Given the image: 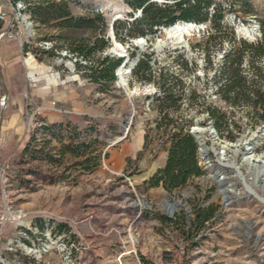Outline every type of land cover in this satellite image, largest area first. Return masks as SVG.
Instances as JSON below:
<instances>
[{"label":"rangeland","instance_id":"1","mask_svg":"<svg viewBox=\"0 0 264 264\" xmlns=\"http://www.w3.org/2000/svg\"><path fill=\"white\" fill-rule=\"evenodd\" d=\"M26 1L0 0V19L14 18L0 39V264H264V204L245 190L248 186L264 199V122L256 115L262 108L233 101L232 95L227 102L216 93L211 79L229 46L217 45L208 66L201 50L209 23L171 41L159 29L140 36L144 26L136 24L135 34L122 40L121 22L141 17L123 0ZM211 1L209 10L222 9L223 23L237 38L255 42L261 36L264 0ZM64 13L91 19L93 29L58 26ZM101 38L107 41L102 48ZM158 41L164 44L154 48ZM112 48L116 52L110 55ZM132 53L148 57L150 76L125 73V85L119 77L90 82V69L105 57L121 59L122 65L135 58ZM13 75L43 91H24L27 132L11 144L18 114L13 100L23 92L6 91V78ZM54 81L56 89L47 90ZM64 87L70 90L61 91ZM95 87L98 91H91ZM163 91L173 104L156 100L163 99ZM209 108L222 117L218 129ZM178 132L202 138L209 167L185 186L152 197L139 182L140 171L167 153ZM82 141L91 145L87 151H62ZM113 151L134 159L109 183L79 166L98 155L100 165ZM219 181L240 194L227 192L225 203ZM169 205L177 207L169 212Z\"/></svg>","mask_w":264,"mask_h":264},{"label":"trees","instance_id":"2","mask_svg":"<svg viewBox=\"0 0 264 264\" xmlns=\"http://www.w3.org/2000/svg\"><path fill=\"white\" fill-rule=\"evenodd\" d=\"M18 1V0H17ZM134 11L139 10L141 17L134 19L132 23L125 21L121 22L125 26V34L122 40L133 36L136 32L132 27L136 24L143 25L144 28L137 31V34L144 36L154 33L160 28H169L175 24L193 23L195 25L209 23L210 30L203 35L204 49L201 52L204 55V60L208 66L212 65L211 55L217 45L222 46L227 43L229 46L223 54L222 60L216 65V71L211 79L215 85V91L224 101L230 102V95L233 101L243 100L251 102L254 106L259 105L262 110L256 113L258 121L264 122V20L260 22L261 36L255 42H248L242 38H237L232 26L223 23L224 13L220 8L209 10L212 3L211 0H172L175 3L172 6H159L155 2L149 0H123ZM168 1V0H167ZM25 3H28L24 0ZM5 20L0 19V34L7 33L10 25L14 22L13 15H5ZM58 19H62L58 26L65 28H89L93 29L91 19H73L69 13L60 14ZM116 23L112 24L115 35L118 36ZM156 28V29H155ZM213 30V32H212ZM3 39V38H2ZM11 44H16L15 40L10 41ZM102 46L106 45L107 41L101 38ZM137 64L131 71L132 75H151L152 70L149 64L148 57L141 55ZM135 57L132 53L131 58ZM121 59L114 57H105L96 69H90L88 78L94 83H111L115 81L114 70L120 67ZM247 65L245 68L243 65ZM20 76L24 73L21 71L22 66L18 63L15 65ZM251 72V73H250ZM209 80L206 81L208 83ZM18 92L23 91L24 85L18 84L16 87ZM164 97L162 100L156 99L162 105L170 100L171 94L169 91H163ZM9 96V99L13 98ZM173 104V100H170ZM172 105L166 106L171 107ZM215 109H208V116L214 121L215 127L219 128V123L222 117L215 115ZM217 114V113H216ZM164 120H169L167 115H163ZM170 121V120H169ZM1 124V122H0ZM158 128V125H157ZM70 141V139H69ZM90 144L84 141L80 145L74 146L72 143L64 148L63 152L77 155L81 149L87 151ZM198 146L194 137L188 133L178 132L170 137V145L167 148V160L163 168L158 169L148 181V188H162L165 191H172L179 187H183L192 177L202 175V169L197 163ZM100 156L83 159L79 164L83 172L92 173L99 167L98 161ZM4 159H0V164ZM130 162V161H129ZM2 199L1 183H0V202ZM208 216L204 217L207 221Z\"/></svg>","mask_w":264,"mask_h":264},{"label":"crops","instance_id":"3","mask_svg":"<svg viewBox=\"0 0 264 264\" xmlns=\"http://www.w3.org/2000/svg\"><path fill=\"white\" fill-rule=\"evenodd\" d=\"M14 61L10 62V66L11 64H13ZM27 66V65H26ZM36 70V68L34 69ZM22 72H25L24 68L23 70H21ZM35 72V71H34ZM34 76H38L37 73H33L32 75ZM9 82H12L11 84H9ZM14 82L16 83L14 85ZM8 83V87L6 88V91H10L11 93H13L14 91H17L16 86L18 84H23L24 85V89L23 92L19 95L16 96L15 100H13V102L15 103V107L18 109V114L16 115V119L13 121L12 123V128H14L13 130V134L11 136V144L13 142V140L15 138H19L20 136L24 135L27 132V123L25 121V118L22 116V110H26L27 106H28V102L26 99V95L24 91H43L40 87H37L36 85H32L31 83H29L28 81L22 78H16L13 76H9L8 78H6V84ZM57 85L55 83V81L52 83V85H48V89L47 90H52V89H56ZM70 87H64L63 90L61 91H69ZM79 90L81 91V87H79ZM78 90V91H79ZM83 91H87L86 89H83ZM91 91H98V89L95 87V89L91 88ZM61 100V98L59 97V101ZM14 141H17L16 139ZM135 150L138 151L140 150V148L143 146V140L142 138L139 141H136V145H135ZM134 155L132 154H127V153H122V151H113V152H109L108 154L105 153L102 157V160L100 162L99 167L97 168V170L93 171L90 174H87L89 176H98L99 178L101 177V179H103L105 183H109L114 176H121V172L123 170H125L128 166V162L133 160ZM0 159H3V157L0 155ZM146 159V157H145ZM166 160H167V153H164L161 156V159L155 163H153L151 166L149 167H143V171H140L142 174L140 175L142 178L139 179L140 184L141 185H146V181L149 180V178L158 170L161 169L165 166L166 164ZM1 165V164H0ZM105 175V176H103ZM147 191H151L153 193L150 194V196L153 194L154 197H161L163 194H165V191L162 188H148L147 187ZM152 195V197H153Z\"/></svg>","mask_w":264,"mask_h":264},{"label":"bare ground","instance_id":"4","mask_svg":"<svg viewBox=\"0 0 264 264\" xmlns=\"http://www.w3.org/2000/svg\"><path fill=\"white\" fill-rule=\"evenodd\" d=\"M196 26H197V25H195V24H193V23H187V24H181V23H178V24H175V25L172 26V27H169V29H168V28H164V33H165V34H168V35H173V36H175V35H178V34H177L178 32H184V30L187 31V32H189V31L193 30L194 28H197ZM187 32H185V33H187ZM175 37L178 38L177 36H175ZM137 43L140 44V45H142V44L144 43V40H140V41H138ZM116 44H117V43H116ZM116 44H114L115 47L119 48L120 45H116ZM157 48H158V47H157ZM115 52H116V51H115ZM119 56H120V55H119ZM31 58H32V57H31ZM32 59H33V58H32ZM117 73H118V77H119V79H120V82L123 83V85H125L124 74L127 73V67H126V66H124V67H119V68L117 69ZM197 137H198V140H199V142H200V146H201V156H202V157H205L206 154H207V147L203 144V140H202V138H201L199 135H197ZM219 183H220V189H221L220 192H221V194L224 196L223 199H225V201H224L225 203H228V202H229V200L227 199V195H226L227 192H234V193H236L237 195H239L240 192H241V190H235V189H230V190L228 189V190H227L226 188H224V186L222 185V182H221V181H219ZM245 190H246V192H247L249 195L253 196V197L256 198L258 201H260L261 203L264 204V199H261V198H259V197H256L257 195H255V193L252 192V190H251L248 186L245 187ZM169 206H170V211H169V212H171L173 208H176V207H177V205H169Z\"/></svg>","mask_w":264,"mask_h":264},{"label":"water","instance_id":"5","mask_svg":"<svg viewBox=\"0 0 264 264\" xmlns=\"http://www.w3.org/2000/svg\"><path fill=\"white\" fill-rule=\"evenodd\" d=\"M184 24H185V23H184ZM168 29H169V28H168ZM237 30H239V29H237ZM160 31L164 32V28H160ZM185 32H187V31L184 30V32H178V33H177L178 35H175V36L179 37V36L183 35ZM175 36L166 34V39H167L168 41H171V39L176 38ZM163 44H164V43H161L160 41H158V42L156 43V47H154V48L161 47ZM108 54H110V55L115 54L114 49H113V48L110 49V50L108 51ZM119 57H122V56H119ZM138 60H139L138 57H135L131 62H128V60H126V61H125L120 67H124V66H126V64H127L128 66H127V73H126V74H129V73L131 72V70L134 68V66L137 64ZM115 77L118 78V73H117V71L115 72ZM118 83H119V81H116V82H115V85H118Z\"/></svg>","mask_w":264,"mask_h":264},{"label":"built area","instance_id":"6","mask_svg":"<svg viewBox=\"0 0 264 264\" xmlns=\"http://www.w3.org/2000/svg\"><path fill=\"white\" fill-rule=\"evenodd\" d=\"M5 36V34L4 33H1L0 34V39L1 38H3ZM128 131V128H125V134H126V132ZM197 134V133H196ZM192 136L196 139V141H197V144H198V153H199V158H200V161H199V167L202 169H204V170H206V169H208V167H209V162L207 161V154H206V156L205 157H202L201 156V146H200V142H199V140H198V137H197V135H193L192 134ZM203 144H204V142H203ZM205 145V144H204ZM67 259V258H66Z\"/></svg>","mask_w":264,"mask_h":264}]
</instances>
